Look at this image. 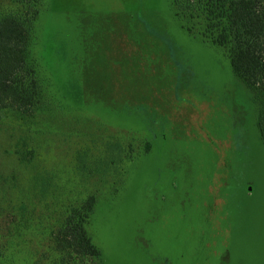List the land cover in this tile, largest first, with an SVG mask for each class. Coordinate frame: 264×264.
Segmentation results:
<instances>
[{"label": "rangeland", "instance_id": "1", "mask_svg": "<svg viewBox=\"0 0 264 264\" xmlns=\"http://www.w3.org/2000/svg\"><path fill=\"white\" fill-rule=\"evenodd\" d=\"M195 28L172 0L42 1L41 106L0 121V264H51L90 194L101 264H264L258 105Z\"/></svg>", "mask_w": 264, "mask_h": 264}, {"label": "trees", "instance_id": "2", "mask_svg": "<svg viewBox=\"0 0 264 264\" xmlns=\"http://www.w3.org/2000/svg\"><path fill=\"white\" fill-rule=\"evenodd\" d=\"M11 1L19 10L0 12V121L5 112L33 116L43 100L38 66L30 55L43 0ZM172 6L189 31L196 32L197 27L204 39L227 51L234 76L258 105L256 125L264 144V0H172ZM150 147L147 142L145 151ZM21 154L28 161L34 158L33 149ZM96 203V196L90 194L72 206L52 232L58 257L51 264H81L86 259L102 263V250L86 227Z\"/></svg>", "mask_w": 264, "mask_h": 264}]
</instances>
